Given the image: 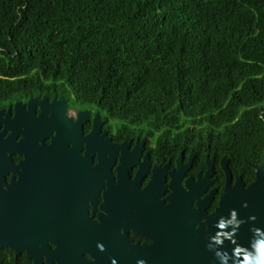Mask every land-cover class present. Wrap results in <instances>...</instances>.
Wrapping results in <instances>:
<instances>
[{"label":"trees","instance_id":"1","mask_svg":"<svg viewBox=\"0 0 264 264\" xmlns=\"http://www.w3.org/2000/svg\"><path fill=\"white\" fill-rule=\"evenodd\" d=\"M0 82L66 85L129 129L209 140L248 185L264 150V0H0ZM0 264L32 262L4 248Z\"/></svg>","mask_w":264,"mask_h":264},{"label":"flooded vegetation","instance_id":"2","mask_svg":"<svg viewBox=\"0 0 264 264\" xmlns=\"http://www.w3.org/2000/svg\"><path fill=\"white\" fill-rule=\"evenodd\" d=\"M30 87L0 82V189L22 208L23 182L38 184L50 250L85 242L88 264H264V213L256 227L246 213L239 229L219 214L223 159L231 185L238 176L211 141L151 137L66 85Z\"/></svg>","mask_w":264,"mask_h":264},{"label":"water","instance_id":"3","mask_svg":"<svg viewBox=\"0 0 264 264\" xmlns=\"http://www.w3.org/2000/svg\"><path fill=\"white\" fill-rule=\"evenodd\" d=\"M221 164L226 184L219 214L227 223L236 218V226L239 229L247 213V217L253 220V227H256L258 220L261 219V213H264V153L259 164L251 165L254 180L247 186L241 176L236 177L231 185V174L226 160L223 159ZM208 174L209 170L205 176ZM22 186L29 189V193L25 194L26 205L22 208L12 205L9 201L10 195L4 189H0V251L9 248L16 255L25 252L27 259L33 264H41L44 260L47 264H88L82 256L86 248L85 242H77L75 245L70 242H56L66 246L64 251L60 249L57 252L50 250L46 242L40 241L38 204L41 194L38 191V184L27 179ZM190 251L194 259H199L197 243Z\"/></svg>","mask_w":264,"mask_h":264}]
</instances>
